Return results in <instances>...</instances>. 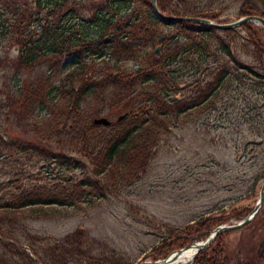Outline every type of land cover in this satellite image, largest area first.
Wrapping results in <instances>:
<instances>
[{
	"label": "trees",
	"instance_id": "obj_1",
	"mask_svg": "<svg viewBox=\"0 0 264 264\" xmlns=\"http://www.w3.org/2000/svg\"><path fill=\"white\" fill-rule=\"evenodd\" d=\"M234 1L239 5V17L258 15L264 19V0ZM222 2L157 0V6L164 16L222 23L225 21L218 20ZM67 5L68 0H0V35H13L14 43L20 46L17 59L8 60L5 65L12 67L16 90L12 91L8 85L0 90L6 100L1 109L7 111L5 120L0 119V217L34 206L74 207L88 196L86 189L93 186L90 177L74 181L71 175L59 171L55 175L48 172L51 177H42L39 170H32L36 164L28 166L24 159L30 163L35 158L38 163H56L59 168L75 170L81 162L72 159L70 153L76 151L90 162L93 170L89 173L94 177L111 175L131 182L146 172L169 117L177 118L182 112L202 106L235 78L253 81L250 85L261 89L259 94L264 99V45L253 38L251 23L243 24L242 29L220 31L186 20L165 22L155 16L151 0H101L98 4L89 3L91 17L87 20L77 19L74 12L78 14L80 9L73 6L65 11L68 22L76 19L81 24L80 29H74L63 25L62 18L67 14L57 15L55 11ZM45 9L47 13L42 16ZM7 13L9 16L5 17ZM167 28L170 32L164 34ZM238 29L249 34L239 42L244 47V41H248L252 47L249 53L254 56L252 65L236 56L235 35L237 38L241 35ZM157 45L162 46L160 56L156 53ZM64 58L68 62L63 63ZM125 60L134 62L136 71L119 72L116 64ZM90 61L102 64L99 68L95 64L88 68L86 62ZM188 62L196 68L190 77L193 87L185 99L177 100L171 94L186 86L180 87L183 75L179 72L180 65ZM62 71H68L70 76L58 89L53 86L54 75ZM88 71L91 83L74 94ZM65 82L68 87L63 85ZM86 89L98 90L103 103L108 95L109 104L125 115V120L118 123L125 121V128L117 130L114 127L117 123L100 127L81 122L78 102ZM59 91L71 95L56 111L50 105ZM15 124L16 130L9 129ZM99 127L109 129V133L100 134ZM20 129L24 136L18 135ZM95 133L100 142L88 150V141ZM68 144L71 149L66 148ZM263 205L246 227L258 219ZM252 210L245 212L241 207L230 215L200 216L169 232L147 256L152 261L165 259L188 244L206 239L210 231L231 217L242 221ZM1 223L0 220V264H130L83 228L61 239L28 233L29 242L23 244L5 232ZM229 232H221L209 247L197 253L191 264H264V241L253 253V263L231 258L222 241Z\"/></svg>",
	"mask_w": 264,
	"mask_h": 264
},
{
	"label": "rangeland",
	"instance_id": "obj_2",
	"mask_svg": "<svg viewBox=\"0 0 264 264\" xmlns=\"http://www.w3.org/2000/svg\"><path fill=\"white\" fill-rule=\"evenodd\" d=\"M90 2L98 4L101 0H75L74 6L72 0H68L67 6L55 11L57 15H64L67 14L65 11L73 6L80 9L78 14L74 12L76 18L87 20L91 17L87 8ZM219 7L222 10L219 22H232L242 18L238 13L239 5L234 0H224ZM46 13L45 9L41 14L45 16ZM8 16L9 13L5 17ZM68 19V14L62 18L64 26L66 24L71 28L80 29L81 24L76 19L69 22ZM251 24L253 38L264 45L263 27L258 23ZM169 32V28L164 30V34ZM239 33L240 37L235 35V40L238 41L236 56L252 65L254 56L249 55L252 47L248 45V41H244V47L239 42L241 37L245 39L249 34L246 30H239ZM220 35L225 36L223 33ZM14 46L16 44L13 35H0V90L7 85L12 91L16 90L12 67H5L8 60H15L8 58H14L11 53ZM65 62H68L67 58L63 59V63ZM86 63L88 68L93 64L99 68V64H102L91 61ZM116 65V69L124 74L137 69L132 61L125 60ZM180 70L179 74L183 75L180 87L186 86L172 91L171 96L177 100L188 96L193 87L190 77L196 72V68L188 62L180 65ZM89 73L90 71L87 78L77 85L74 94H79L84 84L91 83ZM68 76V71L54 75L53 86L59 89ZM250 82L235 78L224 83L225 85L202 106L182 112L177 118L169 117L166 120L167 128L158 140L157 148L153 149L154 154L146 172L135 176L131 182L129 179L126 182L111 175L106 178L94 177L89 173L93 170L90 162L76 151L70 153L72 159L81 162L80 165L78 163L80 167L75 170L59 168L56 163H38L35 158L30 163L24 159L23 162L28 166L35 163L36 166L32 170H39L42 177H51V173L55 175V172L59 171L69 177L71 175L74 181L90 177L93 186L86 189L88 196L81 198L74 207L34 206L16 214H2V229L27 244L28 233L61 239L83 228L89 236L115 249L130 264H142L152 261L147 255L152 253L169 232L183 228L200 216L230 215L233 210L241 207L245 212L251 211L258 201L264 183V99L259 94L261 89L250 85ZM63 85L68 87L67 82ZM70 95L71 93L62 94L59 91L55 97L56 101L51 102L50 107L54 106L55 110L59 111L60 107L69 101ZM5 101L0 91L2 121L7 114V111L1 109ZM78 107L77 115L84 123L92 124L96 118H107L114 125L120 123L118 118L124 115L116 111V106L109 104L108 95L103 103L96 89H86V92L80 95ZM124 123L125 121L114 127L121 130L125 128ZM100 127L97 129L100 134L109 133V129ZM9 129L16 130V124L14 128ZM18 131L19 136L25 135L21 129ZM98 137L96 133L91 136L87 144L88 150L100 142ZM53 147L55 148V145ZM67 147L71 149L70 144ZM46 168L50 171H46ZM100 192L104 194L102 197L99 196ZM237 222L238 220L231 217L225 224ZM246 226L231 230L222 241L231 258L238 257L242 261L253 263V253L264 241V205L258 219L252 225Z\"/></svg>",
	"mask_w": 264,
	"mask_h": 264
},
{
	"label": "water",
	"instance_id": "obj_3",
	"mask_svg": "<svg viewBox=\"0 0 264 264\" xmlns=\"http://www.w3.org/2000/svg\"><path fill=\"white\" fill-rule=\"evenodd\" d=\"M151 6H153V10H154V14L156 17H158L159 19L161 20H164L165 22H178L179 20H186V21H191V22H194L198 25L202 24V25H205V26H208V27H213L217 30H233V29H236V28H240L243 26V24H246V23H258L259 25H261L264 29V19L260 16H257V15H254V16H243L242 18L238 19V20H235V21H232V22H229V23H222V24H219V23H216V22H213L212 20H208V19H204V18H176V17H173V16H164L161 11L159 10L158 6H157V0H151ZM161 46L158 45L157 48H156V53L158 56H160L161 54ZM19 52H20V47L19 45H16L13 47L12 49V55L14 56V58H11V56H8L9 59H17L18 55H19ZM125 116L122 115L118 118V121L124 119ZM93 124L96 126V125H101V126H104V127H107L108 125H110V121L107 119V118H96L94 121H93ZM264 194V183L262 184V188L259 192V195H258V201L257 203L254 205L253 207V210L252 212L246 216L245 218L242 219V221L238 222V223H235V224H231V225H220L218 227H216L215 229L212 230V232L210 233V235L208 236V238H206L205 240L203 241H199V242H196V243H193V244H188V246L182 248V249H179L178 251H175V252H172L170 253L166 259H159V260H156L154 262L152 261H146V262H143L142 264H171L175 261H178V259L180 258L181 254L184 252V251H187L189 249H193L195 250V252L193 253V257L192 259H194L197 255L198 252H200L201 249H205L207 247L210 246V244L215 240V238L221 233V232H224V231H231V230H236V229H240L242 228L243 226L249 224L250 222H252L254 216L259 212V210L261 209V204H262V201H263V196ZM191 259V260H192Z\"/></svg>",
	"mask_w": 264,
	"mask_h": 264
},
{
	"label": "bare ground",
	"instance_id": "obj_4",
	"mask_svg": "<svg viewBox=\"0 0 264 264\" xmlns=\"http://www.w3.org/2000/svg\"><path fill=\"white\" fill-rule=\"evenodd\" d=\"M194 252H195V250H193V249H189L187 251H184L181 254V256L178 259V261H175V262H173L171 264H184V263L189 262L192 259L193 255H194L193 254Z\"/></svg>",
	"mask_w": 264,
	"mask_h": 264
}]
</instances>
